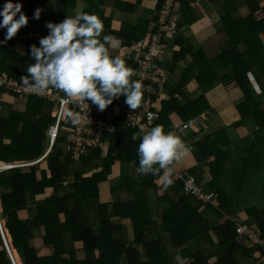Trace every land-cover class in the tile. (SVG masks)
<instances>
[{
    "label": "trees",
    "instance_id": "obj_1",
    "mask_svg": "<svg viewBox=\"0 0 264 264\" xmlns=\"http://www.w3.org/2000/svg\"><path fill=\"white\" fill-rule=\"evenodd\" d=\"M165 1L171 3L169 13L172 15L167 18L164 25L148 27L149 24L143 20L142 15V18L135 16L136 8L142 9L144 14L145 12L157 14L163 9ZM201 1L202 4L206 1L208 10L225 9L223 21L228 27L226 26L224 30L213 33L201 41L199 45L201 47L196 51L191 47L192 44L183 43L189 38L184 35L180 37L177 33L179 34L184 24L193 23L190 22L193 17L192 9L200 6ZM201 1L19 0L22 11L28 17L26 26H22L15 34L19 41L15 40L14 43L20 42L22 46L19 52L13 50L12 41L8 40L5 44H0V74L5 73L17 82H21V77L27 75L25 70L28 63L32 62L28 56L29 45L38 46V38L47 34V29L41 26L45 20L55 23L66 16L72 17L79 11L94 13L103 21L104 30L101 38L105 34H110L119 41L115 47H109L110 55H118L124 59L126 65L133 70L130 80H138L142 83L144 97L141 105H146L147 110L155 113V118L147 128L159 124L164 129L169 120L168 107L173 110L171 114L178 116L182 121V109L186 107L182 108L180 101L173 97L174 93H181L178 86L168 90L169 85L165 83L166 73L163 70L164 63H171V70L174 68L180 71L178 78L182 82H186L189 76L194 74L200 81V85L217 82L215 68L220 64L218 83L225 84L232 79L237 83L238 91L243 97L242 101L236 104L238 113L242 120L256 115L254 125L261 129L258 130L255 138L262 139L260 135L264 134V106L260 108V113L256 111L257 102L254 100H259L260 97H256L258 94H255L249 77L251 78L252 74L255 82L259 84V90L256 89V91L264 97V56L259 45V40L264 38V0ZM13 2L15 3L16 0ZM3 3L4 0H0V5ZM239 4L242 5L241 9H244L243 15L238 12ZM37 7L41 9L38 20L32 18ZM257 9L262 11V18L259 20L253 16V11ZM150 10L152 12H149ZM178 18H182L184 24L174 23V20ZM230 25L235 28V32L231 27L229 28ZM3 33L4 30L0 29V40L4 38ZM232 33L235 35L233 36ZM153 35L158 36L157 41L153 39ZM154 44L166 46V59L165 53H163V61L153 57L151 62L155 69H148L146 71L148 76L144 79L141 75L139 61L150 53V46ZM236 48L242 54H239ZM183 62H186V65L181 68L179 64ZM156 70L159 71V81L154 83L151 75ZM143 85L149 88L144 90ZM49 90L58 94L59 98L63 96L62 92L51 88ZM166 92L169 95L166 102L161 101V108L156 111L154 107L158 106L153 107V105ZM7 97L8 100L5 99ZM119 99H114L107 107L109 108ZM56 106L57 102L31 94L10 92L0 100V109L5 112V114H0V162L29 164L25 167L6 170L0 174L1 217L11 236L12 249L16 251L22 264H77L75 257H77V251L81 250L87 257H90L87 261L80 262L83 264H119L123 255L126 256L128 264H140L136 254L133 251L128 252L125 240L119 239V234L113 235V230L118 229L117 226L107 223L108 216L105 218L106 224L101 225L99 222L100 227L94 230L81 227L78 217V208L86 205L92 197H97V189L94 188L98 182L106 181L112 165L134 160L133 164L138 166L136 148L139 139L133 140L132 135L139 131V127L129 126L125 119L116 118L109 125L102 127L101 132L96 136H85L87 140L97 139V141H94L90 147L83 145L80 148L82 152L79 153L76 151V144L68 139L69 134L76 130L77 125L65 123L64 120L59 124L58 137L51 151L44 157L48 149L46 134L55 122L52 112ZM188 107L196 108L197 106L193 104ZM194 111L191 112L192 115ZM224 144L225 142L220 146L216 143L210 144L204 149L200 144L198 145L199 163L205 166L206 171L203 184L199 185L196 180L195 182L203 193L214 195L211 202L204 203L197 200L194 195L185 193L183 181L178 177L172 180L173 183L166 188L173 191L178 198L169 211L162 214L163 228L168 231L174 248L180 249L190 243L192 247L191 254L188 253L190 264H206L203 256L197 251V247L192 246L193 243L197 244L193 241L194 238L198 237L202 240H197L201 246L204 240L208 241L209 234H215L216 229V233L221 234L219 228L216 227L221 224L220 220L223 215L221 213L232 214L230 209L233 205H230L228 209L225 208L224 200L228 198L225 193L228 192L227 188H231L228 195L230 198L233 197L234 188L238 190L248 179V175L257 173V168L264 165L262 159H256L250 152L248 159H239L241 165L239 168L235 167L233 171L236 172V177L227 186L223 178L232 171L228 173L224 167L227 161L222 149ZM251 157L254 161L249 165ZM210 158V162L207 163ZM90 166L94 170H100L94 172L91 177H86L85 169ZM196 171L198 172L199 168H196ZM193 173L192 169L183 176L193 178ZM138 177L144 193L142 191L136 196L146 203L144 195L148 190L155 189L159 175L154 177L151 174H139ZM161 188L165 189L163 185ZM99 206L107 208V205ZM135 209V204H132L124 211L129 210L128 216L125 214V217L131 219L130 226L133 225L131 231L134 233V240L143 234L145 228L142 226V219L146 217L143 211L138 213L131 211ZM25 211L28 214L29 212H35V214L31 218L24 217L23 212ZM97 211H99L98 208ZM120 213L113 209L111 214L114 217H122ZM251 222L256 224L255 227L260 237L264 239V210L252 217ZM200 224H203V227H198ZM248 225L247 223L245 226ZM222 228L226 231L222 235V241L226 242L227 247L219 264H237L232 254L238 246L235 242V238L238 239L235 232L236 224L227 220ZM239 241L242 243L241 240ZM147 247L149 261L147 264H153L156 261L159 264H181L168 258L158 238L147 243ZM241 249L245 254L249 250L259 253L258 250L250 248L249 250ZM97 251H102V254L97 255ZM158 256L162 258L158 259ZM0 264H11L1 242Z\"/></svg>",
    "mask_w": 264,
    "mask_h": 264
},
{
    "label": "crops",
    "instance_id": "obj_2",
    "mask_svg": "<svg viewBox=\"0 0 264 264\" xmlns=\"http://www.w3.org/2000/svg\"><path fill=\"white\" fill-rule=\"evenodd\" d=\"M200 3L201 5L198 6V10L196 9L198 7L192 9L191 13L193 14V17L190 21L193 22L192 24L189 25L184 24V22L182 23V18H178L176 21L174 20V23L181 22L184 24L177 35L180 37H183L184 35L189 38L184 40L183 43L192 44L191 47L196 51L201 47L199 46L201 41L207 39L213 33H218L221 30H224L227 26L223 21V18L225 17V9H218V11L212 9L208 10L205 4L206 1H203V4L202 1ZM238 6L242 7L241 4ZM241 7L238 9V12L243 15L244 9H241ZM149 12L152 11L150 10ZM143 14L142 9L136 8L135 16L137 18L141 17V15L143 18L146 15H150V13L147 12H145L144 15ZM253 16L255 17L254 13ZM148 27H152V24H149ZM230 27L232 28V31L235 30L231 25L229 28ZM232 34L233 36L235 35L234 33ZM235 40H237L236 37ZM259 45L264 56V38L259 40ZM166 64L167 74L165 82L169 85L168 90L174 86H178L181 93L176 92L173 94V97L175 98L176 95H179L180 98L175 100L180 101L179 103L182 108L186 106L182 109V121L178 116L171 114L173 112L172 109L169 107L167 109L169 120L168 124L164 127V131H172L182 139L188 148V151L179 160L173 161L171 168L173 170L172 175L174 178L172 177V180L174 181L177 176L185 175L189 170L193 169V178L199 185L203 184L206 169L202 163H199V144L204 149L210 144L213 145L216 143L217 146H220L225 142V144L222 145V149L224 152V149L227 148L224 152L227 161L225 163L226 165H223L228 170L226 172L229 173L232 171V175L235 177L236 172H233L235 168L233 163H239V159H248L250 152L253 153V156L256 157V159H262L264 162V134L260 135V138L262 137L263 140L255 138L258 130L261 129L259 126L254 125L256 115L253 113L254 117L249 116L245 120L241 119L236 104L240 103L243 98H241L242 96L238 89H227L228 83H218L220 78V64L216 65V68L214 67L216 70L217 82L210 83L209 85H200V81L196 79L194 74H191L186 82H182L178 78L180 71L174 68L171 70V63L166 62ZM185 65L186 62L179 64L181 68ZM249 80L255 94H258V96L254 95L259 98L260 93L256 91L257 86L254 85L255 83L251 81L250 77ZM231 81H233V79ZM231 94H234V96H230ZM168 96L167 92L160 96L156 104L153 105V107L158 106L157 108L154 107L156 111L161 108V101L166 102ZM240 98L241 101L239 100ZM230 99H232L231 104L229 103ZM254 102H257L255 109L260 113V108L264 106V104L260 103V98L259 100H254ZM193 104L197 107H188ZM195 109L196 111H194ZM192 111H194V115H192ZM3 113L5 114V112L0 109V114ZM257 152L258 155H256ZM211 158L207 160V163L210 162ZM253 161L254 158L251 157L249 159V165L252 164ZM133 162L135 163V161L132 160L130 162L128 161L112 165V170L106 181H101L96 184L94 189H97V197H92L86 205L78 208V217L80 219L81 227L90 228L91 230L98 229L100 227L99 222H102L101 225L106 224L107 221H105V218L108 216L109 221L107 223L117 226L118 229L117 231L113 230V235L119 234L118 238L124 239L123 235L125 233L128 237V241L132 244L133 252L136 256L137 253H139L142 261H148L147 243L153 242L158 238L163 244L164 251H166L169 259H174L181 264H190L191 261L188 254L192 252L190 243L184 245L180 249H177L176 247L174 248L168 231L163 228L161 219L162 214L169 211L170 207L176 203L178 196L171 190L166 188L162 189V181L158 178L155 189L148 190L146 195H144V197H146V203L140 200L136 195H139L142 191L144 193V190L138 177V166L134 165ZM196 168H199L198 172L196 171ZM99 170L100 169L94 170L90 166L85 169L84 175H86V177H91L94 172ZM263 187L264 166H260L257 168V173L248 175V179L243 182L238 190L234 188L233 192H235V195L233 197L230 198L228 195L230 193L225 192L228 197L224 200L225 208L228 209L230 205L233 206L230 209L232 213L230 215H225L222 211V213L220 212L221 215L223 214L222 219L220 220L221 224L216 227L219 228L221 234H217L216 229L215 234H209L208 241L204 240L202 242L203 245L201 246L197 241L201 240L200 238L197 237L193 240L196 241L197 244L193 243L192 246L197 247V251L203 256L206 264H219V260L225 252L227 245L226 242L224 243L222 241V235L226 232L222 228L225 221L229 220L236 225H246L248 223V226H256L255 223L252 224L251 218L264 210V203L260 202L264 198ZM132 204H135L136 209L131 211H137V213L143 211L142 213L146 214V217L142 219V226H144L145 230L136 240H134V233L131 231V227H133V225L130 226L131 219L125 217V214L128 216L129 210L124 212ZM99 205H107V208H101ZM97 208L99 211H97ZM113 209L117 212H121L120 215L122 217H114V215L111 214ZM198 227H203V224L198 225ZM139 229H141V227ZM96 231L98 232V230ZM110 233H112V231H110ZM128 241H125V245L128 244ZM235 242L238 246H236L237 249H234L232 254L235 257L237 264H252L258 259V252H252L237 238H235ZM241 248H246L249 251L245 254ZM12 250L17 256L18 254L16 251L14 249ZM123 257L124 256L120 258L119 264H127V262H121ZM158 257V259L162 258L160 256ZM89 258L90 257H87V255L81 250L77 251L75 261L77 264H83L80 262L87 261ZM124 258L127 261V258ZM153 264L159 263L156 261Z\"/></svg>",
    "mask_w": 264,
    "mask_h": 264
},
{
    "label": "clouds",
    "instance_id": "obj_3",
    "mask_svg": "<svg viewBox=\"0 0 264 264\" xmlns=\"http://www.w3.org/2000/svg\"><path fill=\"white\" fill-rule=\"evenodd\" d=\"M162 7L152 27L164 25L172 15L169 13V1H165ZM164 11H168L165 17ZM40 12L41 9L37 7L32 18L38 20ZM27 21L28 17L22 11L19 0L15 3L13 0H4L3 5H0V29L4 30V38L0 40V44L11 39L22 26H26ZM44 26L47 34L38 38V46L29 45L28 56L32 62L28 63L25 70L27 75L21 77V85L41 96L47 94L50 88L62 92L60 110L65 123L74 126L81 123V114L69 108L74 102L84 103L88 108L90 101L98 110L103 111L114 99L123 95L124 103L129 109L140 107L142 83L130 80L133 70L126 65L124 59L118 55H110L109 47H115L119 41L110 34L101 38L104 25L96 14L79 11L59 22L47 21ZM132 139H139L136 148L139 174H151L154 177L159 175L163 187H169L173 183L171 165L188 151L186 144L172 131L165 132L159 124L150 128L139 126V131L133 133ZM47 148L44 157L51 151L49 141ZM238 225L241 224L236 226ZM1 241L10 263L15 264L12 253L9 251L10 258L2 238ZM96 253L99 255L101 251ZM256 262L257 260L252 264Z\"/></svg>",
    "mask_w": 264,
    "mask_h": 264
},
{
    "label": "built area",
    "instance_id": "obj_4",
    "mask_svg": "<svg viewBox=\"0 0 264 264\" xmlns=\"http://www.w3.org/2000/svg\"><path fill=\"white\" fill-rule=\"evenodd\" d=\"M168 12V11H164ZM163 13L164 17L166 16ZM261 18V17H260ZM161 23H163L161 21ZM155 41L158 40L157 35L152 36ZM166 46H162L160 44H154L150 46V53L142 60L139 61V65L141 67V75L145 79L148 74L147 70L150 68L155 67L152 65L153 57L157 58L159 61H163V52L159 53L162 50H165ZM154 52H157L156 54ZM159 71L156 70L152 73L151 79L154 83L159 81L158 79ZM144 90L148 89L149 86H144ZM10 92L15 94H25V95H34V96H41L30 92L27 88L21 85V82H17L10 77L7 76L5 73L0 74V100L10 94ZM41 97L47 98L49 101L57 102L56 108L52 112V117L55 119V122L52 126L49 127L47 131V138L49 141V150L53 147L59 133V124L60 122L64 121L65 118L63 117L61 110H60V99L58 94L53 93L51 90H48L47 94L42 95ZM143 93H142V101H143ZM69 108L79 112L82 116L81 123L77 125L76 130L69 134L68 139L70 142H74L77 146L76 151L81 153V147L87 146L90 147L94 143L95 140H87L85 136L94 137L97 133H100L101 128L104 126L109 125L113 120L116 118L125 119V122L129 126H136L139 127L143 125L147 128L148 124L153 121L155 118V113L147 110L146 105H140L137 109H129L128 106L124 103V97L122 96L121 99L118 100L115 104L111 105L109 108L106 107L103 111L97 109V106L93 105L90 101H88V108L87 105L84 103H72L69 105ZM185 128V127H184ZM29 164L17 163V164H5L0 162V174L6 170L18 167H25ZM179 179L183 181V189L184 192L187 194L194 195L197 200L203 201L204 203L211 202L214 199V195L212 193H203L200 188L196 185L195 179L188 176H177ZM235 232L238 236V239L242 241V243L252 249L258 250L259 256L257 259L256 264H264V239L260 237L258 229L255 226H245V225H238L236 226ZM2 229L0 224V235L2 236V240L6 247L9 257L11 258L9 249L7 247L6 241L4 236L2 235Z\"/></svg>",
    "mask_w": 264,
    "mask_h": 264
},
{
    "label": "rangeland",
    "instance_id": "obj_5",
    "mask_svg": "<svg viewBox=\"0 0 264 264\" xmlns=\"http://www.w3.org/2000/svg\"><path fill=\"white\" fill-rule=\"evenodd\" d=\"M197 10L199 9V7L198 8H196ZM254 12V15H255V18L256 19H259L260 17H261V13H262V11L260 10V9H257V10H255V11H253ZM167 13L168 12H165L164 14L165 15H167ZM158 19V16H157V14L155 13V14H150V15H146L144 18H143V20L146 22V23H148V24H153L156 20ZM47 22V20H45L44 22H42V28H45V23ZM3 35H4V33H3ZM4 37V36H3ZM15 40H17V41H19V39L16 37V35H14V37H12L11 39H9V41H12L13 43H14V41ZM13 45V44H12ZM21 43L20 42H15L14 43V45H13V50L14 51H19L20 52V48H21ZM161 51L159 52V53H161V52H163V53H165V50H162V49H160ZM236 50L238 51V53L239 54H242L241 52H240V50L239 49H237L236 48ZM25 52H26V49L24 50ZM23 51V52H24ZM155 54L157 53V52H154ZM115 54V53H114ZM119 54V53H118ZM121 55H123V54H121ZM165 59H166V53H165ZM166 65L167 64H165L164 63V67H163V70H164V72L167 74V69H166ZM250 69H254V68H252V67H250ZM250 73H251V71H250ZM172 77V76H171ZM251 77H252V74H251ZM172 78H174V77H172ZM251 79V81H253L254 83V85H256L257 87H256V89H258L259 90V88H258V83L257 82H255V80H254V78L252 77V78H250ZM234 81V80H233ZM233 81H230V82H228V84H227V89H233V88H236V89H238L237 88V83L236 82H233ZM166 83V82H165ZM240 92V91H239ZM240 94H241V92H240ZM230 96H234V94H231ZM260 97V103H262V104H264V97H261V96H259ZM180 98V96L179 95H176L175 96V99H179ZM241 98H243V97H241ZM241 98L239 99L240 101H241ZM6 100H8V97L7 98H5ZM5 99H3V100H5ZM231 101H232V99H230L229 100V103L231 104ZM222 150V149H221ZM227 150V148H225L224 149V152ZM241 164H240V162L238 163V162H234L233 163V166L234 167H237V168H239V166H240ZM264 166V165H263ZM226 171H228L227 169H225ZM233 178H235V176H233L232 175V172L231 173H229V175H227L226 177H224L223 178V181H224V184H226L227 186H229V184L231 183V181L233 180ZM263 189H264V187H263ZM231 190V188H227V191L229 192ZM232 193V192H231ZM260 202H262V203H264V198L260 201ZM23 214L25 215L24 217H27V216H29L30 218L35 214V212H29V214H28V212H23ZM60 221H62V219H60ZM101 222V221H100ZM102 223V222H101ZM0 224H1V227H2V230H3V233H2V235L5 237V240H6V242H7V245H8V247L10 248V252L12 253V256H13V258H14V261H15V264H21L20 263V259H19V257H18V255L16 256L15 255V253H13V250L11 249V236H10V234L8 233V230L5 228V223H4V220L2 219V217H1V209H0ZM123 237H124V240L125 241H128V237L124 234L123 235ZM1 238H2V236H1ZM1 238H0V242H1V245L3 246V244H2V241H1ZM132 244L128 241V244L126 245V247H127V249H129V253H131L132 251H133V249H132V246H131ZM4 247V246H3ZM100 254H102V251H101V253ZM137 259H138V262L140 263V264H147L148 262L147 261H142L141 259H140V256H139V253H137ZM121 262L122 263H125V262H127V264H128V260L126 261L125 260V258L123 257L122 259H121ZM119 263H120V261H119Z\"/></svg>",
    "mask_w": 264,
    "mask_h": 264
},
{
    "label": "bare ground",
    "instance_id": "obj_6",
    "mask_svg": "<svg viewBox=\"0 0 264 264\" xmlns=\"http://www.w3.org/2000/svg\"><path fill=\"white\" fill-rule=\"evenodd\" d=\"M10 251V250H9Z\"/></svg>",
    "mask_w": 264,
    "mask_h": 264
}]
</instances>
